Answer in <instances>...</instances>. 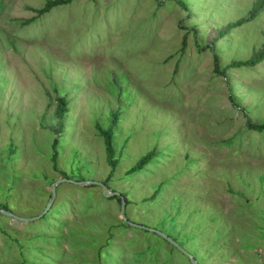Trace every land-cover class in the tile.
<instances>
[{"label": "rangeland", "instance_id": "1", "mask_svg": "<svg viewBox=\"0 0 264 264\" xmlns=\"http://www.w3.org/2000/svg\"><path fill=\"white\" fill-rule=\"evenodd\" d=\"M46 1L0 0V209L36 217L68 182L38 220L0 214V264H190L90 182L198 264H264V129L248 127L264 125V60L227 66L261 48L264 7L220 36L258 0H74L36 17ZM95 125L113 133L110 177Z\"/></svg>", "mask_w": 264, "mask_h": 264}, {"label": "trees", "instance_id": "2", "mask_svg": "<svg viewBox=\"0 0 264 264\" xmlns=\"http://www.w3.org/2000/svg\"><path fill=\"white\" fill-rule=\"evenodd\" d=\"M74 0H47L45 4L43 5L42 8L40 9H32L33 12L36 14V17H41L42 15L50 12L53 8L63 6L70 4ZM264 7V0H258L255 5L253 6V9L250 11L249 17L245 19L238 20L229 26L226 27L224 31L220 33V36H224L229 30L233 28H237L245 24L247 21L254 19L257 12L261 10V8ZM35 19L32 18L27 22H32ZM263 38H264V31H263ZM182 46H185V35L182 39ZM264 60V42L261 46V48L255 52V54L247 61H238V62H232L229 65H227L229 68L231 67H240V66H249V67H254L258 63ZM216 68H219L218 65H216ZM215 68V71L217 72L218 69ZM56 110L55 114L57 117L62 119L63 115L67 113L68 108H67V102L63 97H57L56 98ZM250 130L253 131H262L264 129V125H249L248 126ZM95 129L100 137H102L103 142H104V148H105V154H106V161L108 166L111 168V173L109 174V177L113 174L115 167L117 166V161L114 158V149H113V133L111 129L104 130L100 128L98 125H95ZM57 146V141L54 140L52 147L55 148ZM155 153L149 152L147 155L143 156L142 158L139 159V161L130 169L128 172L133 173L142 170L146 165H148L155 157ZM57 153H53L52 155V163H53V168L56 169L57 165ZM108 177V178H109ZM108 181V179H107ZM54 182V181H52ZM154 198V196H153ZM111 199H117V201L120 203V198L118 197H111ZM126 206H127V201ZM164 242H166L163 239ZM167 243V242H166ZM168 244V243H167ZM170 247H172L170 244H168ZM175 249L174 247H172ZM176 250V249H175Z\"/></svg>", "mask_w": 264, "mask_h": 264}, {"label": "water", "instance_id": "3", "mask_svg": "<svg viewBox=\"0 0 264 264\" xmlns=\"http://www.w3.org/2000/svg\"><path fill=\"white\" fill-rule=\"evenodd\" d=\"M63 182H68V180L67 179H59V180L54 181L51 184V186H50L51 187L50 198H49V200H48V202L46 204V207L44 208V210L38 216L33 217V218L25 219V218L14 216L11 213H9V212H7L5 210H2V209H0V214L4 215L6 217H9V218H11L13 220L19 221V222H31V221H35V220H38V219L42 218L47 213V211L50 209V207H51V205L53 203V200L55 198L56 187L58 185H60L61 183H63ZM78 184L81 185V186L89 185V184L99 186L102 189V195H103L104 198H108L110 196L119 197L120 198V219L123 222H125V223L129 224L130 226L135 227L137 229L148 231V232H152V233H155V234L159 235L168 244H170L172 247H174L178 252L182 253L185 257H187L189 262H190V264H198V262L195 260L194 257H192L178 243L173 241L170 237H168L164 233L157 232V231H155L153 229H150V228L142 226V225H137V224H133V223L128 222L127 219H126V216H125L126 202H125V199L119 193H115V192L109 191L107 186L104 185L101 182H90L89 184L86 183V182H81V183H78Z\"/></svg>", "mask_w": 264, "mask_h": 264}]
</instances>
